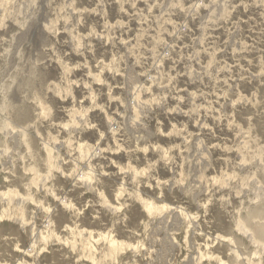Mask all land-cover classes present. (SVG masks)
<instances>
[{
	"label": "rangeland",
	"instance_id": "1",
	"mask_svg": "<svg viewBox=\"0 0 264 264\" xmlns=\"http://www.w3.org/2000/svg\"><path fill=\"white\" fill-rule=\"evenodd\" d=\"M221 262L264 264V0H0V264Z\"/></svg>",
	"mask_w": 264,
	"mask_h": 264
},
{
	"label": "bare ground",
	"instance_id": "2",
	"mask_svg": "<svg viewBox=\"0 0 264 264\" xmlns=\"http://www.w3.org/2000/svg\"><path fill=\"white\" fill-rule=\"evenodd\" d=\"M86 149V148H85ZM84 155V154H83ZM4 196V195H3ZM12 199V198H11ZM23 200V199H22ZM25 201V200H24ZM22 202V201H21ZM145 206V205H144ZM147 206V205H146ZM152 207V206H151ZM151 207H149V206H147V211H149V212H152L153 210H154V208H151ZM153 209V210H152ZM22 212V211H21ZM7 213V212H6ZM12 213V212H11ZM11 215V214H10ZM186 215V214H185ZM2 216V215H1ZM18 219H19V217H18ZM11 220V219H10ZM21 222V221H20ZM70 230V229H69ZM247 233V232H246ZM89 235V234H88ZM103 236V235H102ZM106 236V235H105ZM254 238V237H253ZM103 239V238H102ZM108 240V239H107ZM95 241V240H94ZM98 243V242H97ZM84 245V244H83ZM110 245H111V248H112V250L113 251H116V250H118V249H120V248H123V245L122 244H118V242H116V241H113V240H111L110 241ZM119 251V250H118ZM235 253H236V251H235ZM112 257V256H111ZM89 258V257H88ZM98 258V257H97ZM107 259H109V258H107ZM95 263V262H94ZM221 264H222V262H221Z\"/></svg>",
	"mask_w": 264,
	"mask_h": 264
}]
</instances>
